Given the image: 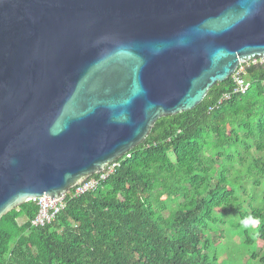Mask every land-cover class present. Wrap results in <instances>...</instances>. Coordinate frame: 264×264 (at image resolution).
<instances>
[{
	"label": "water",
	"instance_id": "95a60500",
	"mask_svg": "<svg viewBox=\"0 0 264 264\" xmlns=\"http://www.w3.org/2000/svg\"><path fill=\"white\" fill-rule=\"evenodd\" d=\"M260 60L264 0H0V221Z\"/></svg>",
	"mask_w": 264,
	"mask_h": 264
},
{
	"label": "trees",
	"instance_id": "16d2710c",
	"mask_svg": "<svg viewBox=\"0 0 264 264\" xmlns=\"http://www.w3.org/2000/svg\"><path fill=\"white\" fill-rule=\"evenodd\" d=\"M242 68L246 94L218 105L236 88L232 76L193 110L160 118L50 224H32L33 201L4 216L0 264H264V63ZM248 216L259 223L244 229Z\"/></svg>",
	"mask_w": 264,
	"mask_h": 264
},
{
	"label": "built area",
	"instance_id": "2783aa9c",
	"mask_svg": "<svg viewBox=\"0 0 264 264\" xmlns=\"http://www.w3.org/2000/svg\"><path fill=\"white\" fill-rule=\"evenodd\" d=\"M262 63H264V60H262ZM242 71L243 68L240 70L238 69L233 75L234 82L236 84L235 90L232 93L225 94L223 98L219 101L218 105L230 100L233 95H244L249 91L251 85L241 76ZM118 166L119 164L117 162L109 165L100 175L90 178L89 180L77 186L60 199L51 200L47 197L34 199L33 202H36L39 205L40 209L38 216L35 218V220H33L32 224L34 226L42 227L46 224H50L53 220H55L56 216L64 209L66 205L65 201L67 196L71 195L72 198H76L86 194L89 191L95 190L116 171Z\"/></svg>",
	"mask_w": 264,
	"mask_h": 264
},
{
	"label": "rangeland",
	"instance_id": "374dc122",
	"mask_svg": "<svg viewBox=\"0 0 264 264\" xmlns=\"http://www.w3.org/2000/svg\"><path fill=\"white\" fill-rule=\"evenodd\" d=\"M260 62L262 63V60H260ZM23 222H24V220L23 221L19 220V224H23ZM255 226H257V225H255ZM228 239H231V237H228ZM263 245H264V243L262 241H258V247L259 248H261ZM227 246H230L231 249L235 248L236 252L238 254H242V255H248V254H251V252H252V248L247 244H244L243 246H241V244H239V243H236V244L235 243L234 244L229 243V244H227Z\"/></svg>",
	"mask_w": 264,
	"mask_h": 264
},
{
	"label": "clouds",
	"instance_id": "9594fccd",
	"mask_svg": "<svg viewBox=\"0 0 264 264\" xmlns=\"http://www.w3.org/2000/svg\"><path fill=\"white\" fill-rule=\"evenodd\" d=\"M259 223L258 220L254 219L251 216L245 217L244 219H242L241 221V226L244 229H248L250 227H254L255 225H257Z\"/></svg>",
	"mask_w": 264,
	"mask_h": 264
}]
</instances>
